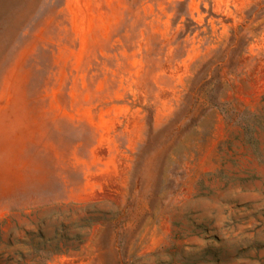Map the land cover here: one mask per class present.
Returning a JSON list of instances; mask_svg holds the SVG:
<instances>
[{
	"label": "rangeland",
	"instance_id": "1",
	"mask_svg": "<svg viewBox=\"0 0 264 264\" xmlns=\"http://www.w3.org/2000/svg\"><path fill=\"white\" fill-rule=\"evenodd\" d=\"M50 243L264 264V0H0V264Z\"/></svg>",
	"mask_w": 264,
	"mask_h": 264
},
{
	"label": "trees",
	"instance_id": "2",
	"mask_svg": "<svg viewBox=\"0 0 264 264\" xmlns=\"http://www.w3.org/2000/svg\"><path fill=\"white\" fill-rule=\"evenodd\" d=\"M47 247V248H46ZM44 248V252L47 253V256L45 257V264L50 262L52 259H54L58 255H62L65 253H68V250H65L64 247L60 245V243H57L56 245L53 243L47 244Z\"/></svg>",
	"mask_w": 264,
	"mask_h": 264
}]
</instances>
